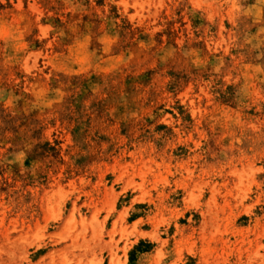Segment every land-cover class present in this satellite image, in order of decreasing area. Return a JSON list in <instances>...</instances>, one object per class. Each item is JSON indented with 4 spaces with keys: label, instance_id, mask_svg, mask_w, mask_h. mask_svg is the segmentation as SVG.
Returning a JSON list of instances; mask_svg holds the SVG:
<instances>
[{
    "label": "rangeland",
    "instance_id": "374dc122",
    "mask_svg": "<svg viewBox=\"0 0 264 264\" xmlns=\"http://www.w3.org/2000/svg\"><path fill=\"white\" fill-rule=\"evenodd\" d=\"M0 264H264V0H0Z\"/></svg>",
    "mask_w": 264,
    "mask_h": 264
}]
</instances>
